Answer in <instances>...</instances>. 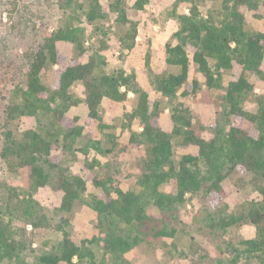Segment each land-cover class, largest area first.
<instances>
[{
	"label": "trees",
	"instance_id": "1",
	"mask_svg": "<svg viewBox=\"0 0 264 264\" xmlns=\"http://www.w3.org/2000/svg\"><path fill=\"white\" fill-rule=\"evenodd\" d=\"M77 1L76 9L67 14L68 22L45 30L25 52L26 69L13 72L0 157L10 173L25 175L27 189L0 182L5 191L0 195V261L134 264L142 257L136 249L141 242L175 233L164 213L172 214L187 195L200 193L202 201L213 208L208 222L211 235L221 237L229 226L241 221L256 230L255 237L241 238L236 244L227 242L233 251L228 254V264H264V92L253 108L245 106L255 87L252 77L264 80V0H173L172 16L178 21L172 33L175 42L164 45L163 57L153 68L146 59L147 75L122 68L106 71V42L86 46L82 24L114 15L113 24L124 31L119 44L131 49L137 33L134 16L153 0H133L129 5L126 0H106L107 11L100 0ZM204 1L219 4L208 8L204 16L199 5ZM245 10L261 25H248ZM61 43L69 44L75 55L60 50ZM191 63L198 77H191ZM223 70L229 73L225 85L219 84ZM75 85L81 87L78 96ZM202 85L219 89L222 108V120L210 136L205 135L200 119L178 99L196 96ZM128 92L134 94L131 107L126 104ZM81 103L86 111L84 124L78 115L69 113ZM113 106L121 108L117 134L115 115L109 113L105 119ZM166 108L172 123L169 130L160 122ZM16 119L26 121L19 133L9 126ZM85 127L100 131L110 145L95 136L74 148ZM124 133L128 136L122 152H144L128 188L122 187L127 174L102 162V156L115 151ZM175 147L193 151H185L177 159ZM65 151L83 154L78 170L61 165L58 152ZM231 173L251 175L245 210H233L225 202L223 182ZM44 186L60 192L59 205L48 204L59 216L57 222H52L33 197ZM82 205L80 234L73 227V216ZM26 224L61 233L60 240L36 256L35 263L26 260V251H35L24 239ZM195 240L191 235L190 241ZM98 247L103 252L100 261L96 260ZM129 251L135 253L131 259L126 257Z\"/></svg>",
	"mask_w": 264,
	"mask_h": 264
},
{
	"label": "rangeland",
	"instance_id": "2",
	"mask_svg": "<svg viewBox=\"0 0 264 264\" xmlns=\"http://www.w3.org/2000/svg\"><path fill=\"white\" fill-rule=\"evenodd\" d=\"M66 0H0V144L3 139L5 130V108L8 103L9 89L12 85L13 72L19 73L26 69L25 58L23 55L27 50L33 48L40 40L45 30L52 31L69 21L67 14L76 9L77 0L69 4ZM83 1V0H82ZM103 3V9L108 10L107 1L100 0ZM133 0H126V3L132 4ZM173 0H153L145 5L143 10L137 11L134 19L137 21V33L134 46L131 49L119 44V39L124 31H121L117 25L113 24L110 15L106 19L97 20L94 23H83L85 28V45L99 47L104 41L108 48L103 53L106 56V71L111 72L119 68L126 72L140 71L148 74V68L145 65L146 59L149 58V65L154 67L163 57L162 48L166 43H174L175 39L172 33L178 27V21L172 16ZM216 2H199L200 12L206 16L207 9L217 7ZM184 12H187V5H183ZM181 10V6L178 7ZM247 23L251 27L260 26L261 23L255 20L252 12L245 10ZM116 45L113 49V46ZM60 50L68 53L70 56L75 55V51L69 44H60ZM212 64V61L210 62ZM191 77H198V72L194 63L190 65ZM169 70L176 71V67H170ZM150 71V70H149ZM17 76V75H16ZM229 73L227 70L222 71L219 84L225 85ZM255 87L252 93H249L245 102L247 108H253L257 97L264 92V80L257 76L252 77ZM73 91L80 95L81 87L75 85ZM218 88H207L202 85L201 90L196 96H187L178 98L188 106L196 117L205 126V135L210 136L214 133L216 124L222 120V108L218 99ZM134 94L128 92L126 104L128 107L133 105ZM177 99V100H178ZM176 101V100H175ZM164 103V102H163ZM111 108V107H110ZM108 109L105 119L109 113L115 115L114 132H120V112L121 108L113 106ZM169 109L166 108L160 116V122L166 129H171ZM69 113L80 117V124H84L86 111L83 104L73 106ZM26 121L16 119L9 126L18 133L25 128ZM141 127L138 128V131ZM100 137L103 143L110 145L103 138L100 131H91L87 127L84 129V135L78 139L74 148L82 147L89 137ZM128 133H124L115 151L108 155L102 156L105 167L116 168L127 174V180L122 183L123 188H128L133 184L138 172V164L143 155V150L122 152L121 148L127 141ZM185 151H193L192 148L184 149L175 147V158H179ZM62 157L61 165L70 171L79 169L84 156L81 152H58ZM105 162H108L106 165ZM251 175H240L231 173L223 182L226 190L225 202L233 210L241 211L248 208L247 196L251 191ZM6 182L10 186H15L18 190L26 188L25 175L12 174L8 171L6 163L0 157V182ZM5 191L0 188V195ZM36 199L44 211L51 218L52 222H57L59 216L48 205L58 206L60 201V192L54 191L50 186L40 188L35 194ZM79 208V207H78ZM82 209V210H81ZM84 205L76 209L73 216V227L76 231L82 232V222L79 214L83 212ZM213 208L206 201L203 202L200 193L193 196H186V200L179 205L176 210L170 214L164 213L165 221L168 227H173L175 233L172 236H164L159 239L147 238L136 248L142 254L134 264H228V254L232 253V247L227 242L236 244L241 238H252L256 236L255 228L244 222H238L236 225L229 226L221 237L211 235L208 228L209 215L212 214ZM24 239L31 242V248L35 251L31 253L28 249L26 260L35 263L36 256L42 251L49 250L51 246L60 240L61 233L53 231L49 227H39L33 229L30 224L25 225ZM219 232V231H217ZM90 233V231H88ZM220 233V232H219ZM195 237V241H190V236ZM219 247V250L216 248ZM135 249V250H136ZM222 251V254H219ZM103 256L102 248L96 249V260L100 261ZM135 256L134 251L126 254L128 259ZM106 258H109L107 256ZM192 258V261L190 259ZM0 264H9L7 259L0 261Z\"/></svg>",
	"mask_w": 264,
	"mask_h": 264
}]
</instances>
